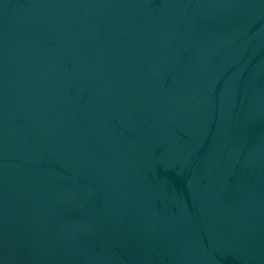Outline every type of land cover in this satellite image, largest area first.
<instances>
[{
  "label": "water",
  "instance_id": "water-1",
  "mask_svg": "<svg viewBox=\"0 0 264 264\" xmlns=\"http://www.w3.org/2000/svg\"><path fill=\"white\" fill-rule=\"evenodd\" d=\"M0 264H264V0H0Z\"/></svg>",
  "mask_w": 264,
  "mask_h": 264
}]
</instances>
